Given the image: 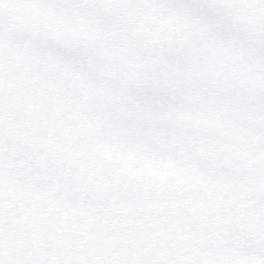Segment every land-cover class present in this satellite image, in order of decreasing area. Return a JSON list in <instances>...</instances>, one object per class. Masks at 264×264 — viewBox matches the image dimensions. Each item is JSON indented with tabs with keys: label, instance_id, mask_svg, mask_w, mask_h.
<instances>
[{
	"label": "snow or ice",
	"instance_id": "obj_1",
	"mask_svg": "<svg viewBox=\"0 0 264 264\" xmlns=\"http://www.w3.org/2000/svg\"><path fill=\"white\" fill-rule=\"evenodd\" d=\"M0 264H264V0H0Z\"/></svg>",
	"mask_w": 264,
	"mask_h": 264
}]
</instances>
